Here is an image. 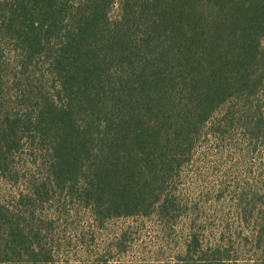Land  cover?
Returning a JSON list of instances; mask_svg holds the SVG:
<instances>
[{"label": "trees", "instance_id": "obj_1", "mask_svg": "<svg viewBox=\"0 0 264 264\" xmlns=\"http://www.w3.org/2000/svg\"><path fill=\"white\" fill-rule=\"evenodd\" d=\"M0 178V264H264V0H0Z\"/></svg>", "mask_w": 264, "mask_h": 264}, {"label": "rangeland", "instance_id": "obj_2", "mask_svg": "<svg viewBox=\"0 0 264 264\" xmlns=\"http://www.w3.org/2000/svg\"><path fill=\"white\" fill-rule=\"evenodd\" d=\"M232 162H233V160H232ZM232 162H231V165H232ZM229 165V164H228ZM230 165V166H231ZM234 170H236L235 168H233ZM239 170H241V168L239 169ZM227 180H230V179H228L227 178ZM2 182H4L1 178H0V185H2ZM144 251H148V250H150V247H149V244H144L143 245V248H142ZM143 251V253L141 254L142 256H146V254H145V252Z\"/></svg>", "mask_w": 264, "mask_h": 264}]
</instances>
